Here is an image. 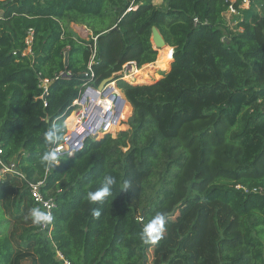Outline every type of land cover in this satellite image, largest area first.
<instances>
[{"label":"trees","instance_id":"1","mask_svg":"<svg viewBox=\"0 0 264 264\" xmlns=\"http://www.w3.org/2000/svg\"><path fill=\"white\" fill-rule=\"evenodd\" d=\"M241 2L234 30L227 0H0L11 27L0 31V157L17 164L3 173L0 164V201L12 191L18 213L23 201L43 211L29 184L46 175L43 193L57 202L52 241L42 224L19 233L31 252L16 250L0 202V264L26 255L64 264L56 249L71 264H264V0ZM153 26L174 49L168 70L153 83L119 78L126 63L157 61ZM112 77L133 107L121 120L127 129L88 137L45 167L54 144L45 134L61 141L80 89ZM108 177L112 194L91 202ZM157 214L166 217L161 238L144 243Z\"/></svg>","mask_w":264,"mask_h":264},{"label":"built area","instance_id":"2","mask_svg":"<svg viewBox=\"0 0 264 264\" xmlns=\"http://www.w3.org/2000/svg\"><path fill=\"white\" fill-rule=\"evenodd\" d=\"M227 1L230 3L227 13L240 15L241 14L240 9L236 7L237 0H227ZM250 4H251V0H242L240 7L246 8L249 7ZM132 8H136V7H132ZM195 21L197 22L198 19L196 18ZM81 30H82L81 33H83V27L81 28ZM96 39L97 37L93 36L94 45H92V54L90 58V67H89V71L91 72L92 75H93V71L91 68V63L97 57ZM32 40H33V30L31 29L30 34L26 37V43L28 47L23 51L24 55L32 53V49H31ZM14 53H17V51H14ZM136 66H137L136 62L126 63L123 65L122 70L117 72L116 74L119 75V78L121 79L132 81L134 79V74H135L134 71ZM70 75H71L70 71H66V72L63 71L59 74V77L70 76ZM128 75L131 76L132 80L126 79ZM112 79L113 80L108 81L102 88H99V86L97 87L90 84H85L84 88L82 87L80 89L78 97L73 101V110L70 114V115L75 114L77 123L73 127L69 128V131H67L68 127H66V132L63 135L61 141L58 140V135L55 132L56 142L51 147V150H56L58 154L67 153L69 155H73L83 147L84 142L88 137H93V138L101 137L106 133L112 134L115 131L113 128L116 129L118 125L121 123L120 120L118 121L119 117L116 118V112L118 109H121L122 111L123 104H121V101L124 102V100L125 101L127 100L125 96L124 98L121 97L120 93L115 89L117 88L118 79L116 77H113ZM48 83L49 80L47 78L41 79V85L45 88L44 89L45 94L48 92ZM42 97L44 98V95ZM65 124H67L66 120H65ZM114 124H116V126H113ZM78 134L82 136L78 138L77 137ZM1 153H2V149L0 148V155ZM58 163L59 161L56 164ZM0 164L2 166L1 169L2 173L6 171L13 172L17 170V164L15 161H12L11 163L7 164L4 163L2 158L0 157ZM45 181H46V175L44 176L43 179L39 181L31 182L29 184L30 185L29 187L33 200L38 204V206L41 207V209L44 212H50L53 217L51 222L42 223V229L44 230V232H48L49 234L48 237L52 241V230L54 228L53 226L54 210L57 208V202L53 196H46L43 193L42 187L43 185H45L46 183ZM56 254L59 257V259L63 261L64 264H71L70 261H68L65 258L64 254L60 250L56 249Z\"/></svg>","mask_w":264,"mask_h":264},{"label":"rangeland","instance_id":"3","mask_svg":"<svg viewBox=\"0 0 264 264\" xmlns=\"http://www.w3.org/2000/svg\"><path fill=\"white\" fill-rule=\"evenodd\" d=\"M226 16H228L229 20L228 19L227 20L229 21V25L231 28H233L234 30H242V27L237 26L239 18L242 19V14L238 15V14L227 13ZM236 22H237V24H236ZM74 24H76V23H73L72 26ZM80 26H82V25H80ZM2 29L10 30L11 27H10V24L8 23V21H6V19L3 17V10L0 9V31ZM161 52L162 53L160 54V50H159V56H157V59H159L163 55H165L166 57H169V55H170V52L168 51V49H165L164 47L162 48ZM156 62L157 61L149 63V64H145L141 68H138L136 66L135 71H134L135 75H136V77H135L136 81H134V82L153 83V82H156L157 80H159L163 76V73H165L166 70L159 68L158 65H160V64L156 63ZM171 64H172V62H171ZM170 68H171V65H170ZM141 69H144V70H141ZM143 73L145 76H143ZM120 92H121V90H120ZM131 106L132 105L128 104V108L130 107L129 109L131 110V113L127 119H129V117L132 114L133 107H131ZM130 110H127V111H130ZM126 115L127 114H126L125 110H123L121 113V117H125ZM127 126H128V124H126V122L122 121L116 129L113 128L115 131L112 133V135L116 136L118 134V132L121 131L122 129H127ZM66 127H68L67 124H66ZM67 131H69V127H68ZM14 196H15V192L10 191L8 196L5 197V199H3V201H0L2 203L1 205H2L3 210H4L5 217L10 221L8 233L11 231L12 239L15 243L16 250L23 248V250H25V251L28 250L31 252L32 246H30V245L29 246H21L19 244L20 241L17 239L19 233H21V231H22V228L25 225H29L33 222L31 216L29 215L30 211H27V209L25 207L26 204L23 201L21 204L20 212L18 213L17 212V203L13 204ZM17 223H18V225H17ZM2 228H3L2 230L5 232L6 231L5 225H2ZM42 231H43L42 232L43 235H45L46 237L49 235L48 232H44L43 229H42ZM32 262H33V258L29 255H26L25 258L22 259L21 264H32Z\"/></svg>","mask_w":264,"mask_h":264},{"label":"clouds","instance_id":"4","mask_svg":"<svg viewBox=\"0 0 264 264\" xmlns=\"http://www.w3.org/2000/svg\"><path fill=\"white\" fill-rule=\"evenodd\" d=\"M129 9H133V8L131 7ZM82 27L83 26H81V28ZM117 88L120 89L118 85H117ZM120 90L122 92V89ZM45 137L48 141H51L53 143L56 142V137L52 131H48L45 134ZM58 160H59L58 152L56 150H51V151L46 152L41 157L40 161L42 164L45 165V167H53L58 162ZM113 184H114V180L111 177H108L106 179V183L102 184V186L99 187L95 192L88 193V199L91 202H96L98 200H101L104 197L110 196L112 194ZM125 187H127V185H125ZM92 214L98 217L100 216V210L93 209ZM29 215L31 216L34 224H42L45 222H51L53 219L50 212L37 211V208L31 209ZM165 220H166V217L163 214H157L147 224L144 225L143 230L141 232V239L144 241V243H155L157 240L161 238V235L164 231Z\"/></svg>","mask_w":264,"mask_h":264},{"label":"water","instance_id":"5","mask_svg":"<svg viewBox=\"0 0 264 264\" xmlns=\"http://www.w3.org/2000/svg\"><path fill=\"white\" fill-rule=\"evenodd\" d=\"M152 41L158 50H160L162 47L167 46V43H166L162 33L160 32V30L156 26H153V28H152ZM68 62H69V58H68V53H67L65 56V64L67 65ZM111 80H113V79L112 78L104 79L102 81V83L100 84L99 88H102L108 81H111ZM44 97H46V95H44ZM120 113H121V109H118L116 112V118L119 117ZM108 132H110V131H108ZM81 136L82 135H80V134L77 135L78 138H80Z\"/></svg>","mask_w":264,"mask_h":264},{"label":"bare ground","instance_id":"6","mask_svg":"<svg viewBox=\"0 0 264 264\" xmlns=\"http://www.w3.org/2000/svg\"><path fill=\"white\" fill-rule=\"evenodd\" d=\"M168 46V45H167ZM163 48V47H162ZM168 51L170 52V54H172L173 53V50H169L168 49ZM156 63H159L160 65H158V67L159 68H162L163 70H168V57H166L165 55H163V56H161L159 59H158V61L156 62ZM141 70H144V69H141ZM139 71V70H138ZM140 72V71H139ZM144 72V71H143ZM135 73V72H134ZM145 73V72H144ZM144 73H143V76H145L144 75ZM142 76V77H143ZM135 77H136V75L134 74V79L132 80L131 79V76L130 75H128L127 76V78L126 79H130V80H132V82L133 81H136V79H135ZM146 79V78H145ZM116 89V91H118L119 93H120V95H121V97H123L124 98V95L120 92V89H118V88H115ZM121 104H123V108H122V111L123 110H125V112H126V114L129 112V111H127V110H130L129 108H128V102L127 101H125L124 100V102H122L121 101ZM130 105V104H129ZM128 108V109H127ZM122 111H121V113H122ZM131 111V110H130ZM121 113H120V115H119V118H118V120L119 119H123V117H121ZM76 116H75V114H73V122H72V125L70 126V128L71 127H73L74 125H76ZM113 126H115V124L113 125Z\"/></svg>","mask_w":264,"mask_h":264},{"label":"crops","instance_id":"7","mask_svg":"<svg viewBox=\"0 0 264 264\" xmlns=\"http://www.w3.org/2000/svg\"><path fill=\"white\" fill-rule=\"evenodd\" d=\"M153 3L155 4V5H157V6H163V5H165V3H166V0H153ZM132 7H138V4H134ZM136 8H133V9H136ZM80 25H82L83 26V33H81L82 32V30H81V26ZM73 28L77 31V32H79V33H81V35L83 36V37H88L89 35L91 36V34H92V31L86 26V25H84V24H74L73 25ZM169 46V45H168ZM165 49H168L166 46L164 47ZM162 53V52H161ZM171 56V54L169 55V57ZM168 57V58H169ZM157 61H158V59H157ZM128 102V101H127ZM129 103V102H128ZM130 104V103H129ZM120 120V122H121V119H119ZM118 120V121H119ZM115 126H116V124H115Z\"/></svg>","mask_w":264,"mask_h":264}]
</instances>
